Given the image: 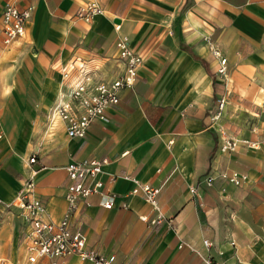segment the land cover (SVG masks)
Returning a JSON list of instances; mask_svg holds the SVG:
<instances>
[{"label":"crops","instance_id":"obj_1","mask_svg":"<svg viewBox=\"0 0 264 264\" xmlns=\"http://www.w3.org/2000/svg\"><path fill=\"white\" fill-rule=\"evenodd\" d=\"M6 1L32 8L23 35H0V253L25 252L22 202L38 197L58 221L65 165L97 158L113 205L93 193L69 219L89 247L119 264H264V0H101L89 19L78 12L90 0H0V12ZM209 37L226 57L225 77ZM119 38L142 55L133 86L83 137H69L50 109L79 73H122ZM225 137L234 149L220 150ZM225 169L244 177L235 184ZM139 181L159 186L157 209L130 193ZM157 210L165 219L151 222Z\"/></svg>","mask_w":264,"mask_h":264},{"label":"built area","instance_id":"obj_2","mask_svg":"<svg viewBox=\"0 0 264 264\" xmlns=\"http://www.w3.org/2000/svg\"><path fill=\"white\" fill-rule=\"evenodd\" d=\"M31 5L19 7L13 2L6 1L0 12L1 25L0 35L4 43H9L17 37L23 35L25 21L31 15ZM102 11L101 0H90L81 7L78 15L86 19L91 18ZM209 49L218 57L217 72L225 77L226 57L223 56L219 48L208 38ZM118 56L124 60V70L117 77L105 81L94 79L88 71L79 73L71 82L69 91L61 92L55 104L50 109L48 117L52 120L54 115L63 120L66 133L69 137H83L88 124L94 119L104 120L107 107L117 103L121 96V91L134 84L138 74V68L142 63V55L129 44L126 38H119L116 42ZM67 76V73H64ZM218 106L222 107L223 95L218 97ZM2 128L0 124V136ZM254 145V142H250ZM236 140L225 137L220 144V150L234 149ZM28 160L35 161V156L30 155ZM105 159L89 158L82 160H72L65 165L70 182L66 185L65 199L67 208L63 216L58 221H51L45 216L44 203L36 196H31L27 201L22 202V206L27 209V218L30 228L25 231L22 242L26 252L28 264H65V259L70 255H76L82 261L90 264H119L115 261V254L107 255L97 252L94 248L86 244L85 238L79 232H72L69 227V219L75 211L79 201L87 196L97 193L103 196L102 205L109 208L113 205L114 194L104 195L103 181L97 178V174L102 171V163ZM230 181L237 184L244 177L237 171L223 170L220 173ZM208 185L212 184V178H206ZM27 191L30 192L33 186L31 178L26 181ZM159 186L139 181L130 190L131 194L142 196L155 204ZM195 192L196 188L191 187ZM126 206V203H122ZM164 215L157 210L151 218V222H161ZM205 245L210 241L203 239ZM205 261L212 264L209 258ZM0 264H5L0 261Z\"/></svg>","mask_w":264,"mask_h":264},{"label":"rangeland","instance_id":"obj_3","mask_svg":"<svg viewBox=\"0 0 264 264\" xmlns=\"http://www.w3.org/2000/svg\"><path fill=\"white\" fill-rule=\"evenodd\" d=\"M23 248V246H20ZM23 252V249H22ZM0 257H5L6 258V264H28L26 261V255L25 252L24 253H19L17 258H15L14 260L8 259V255L7 253L2 254L0 253Z\"/></svg>","mask_w":264,"mask_h":264},{"label":"bare ground","instance_id":"obj_4","mask_svg":"<svg viewBox=\"0 0 264 264\" xmlns=\"http://www.w3.org/2000/svg\"><path fill=\"white\" fill-rule=\"evenodd\" d=\"M57 116L56 115H54V117L52 118V120H54V118H56Z\"/></svg>","mask_w":264,"mask_h":264}]
</instances>
